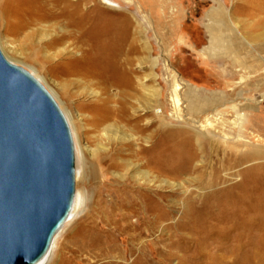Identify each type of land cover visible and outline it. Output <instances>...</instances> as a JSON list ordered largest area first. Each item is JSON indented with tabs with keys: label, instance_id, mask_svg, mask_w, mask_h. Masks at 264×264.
Instances as JSON below:
<instances>
[{
	"label": "rangeland",
	"instance_id": "obj_1",
	"mask_svg": "<svg viewBox=\"0 0 264 264\" xmlns=\"http://www.w3.org/2000/svg\"><path fill=\"white\" fill-rule=\"evenodd\" d=\"M218 2L224 7L215 11ZM40 3L0 0V50L51 94L73 141L71 217L54 236L45 264H262L264 0H96L86 5L99 13L96 25L118 26L131 17L141 30L148 62L140 71L153 74L147 83L162 93L163 135L150 143L151 157L160 147L163 166H176L187 154L176 153L182 136L200 140L193 163L205 166L198 173L180 179L163 175L162 236L157 228L146 227L158 208L152 196L156 187L145 193V200L133 185L121 187L114 160L96 150L97 136L79 121L78 112L90 111L91 98L80 94L68 73L74 61L54 58L53 50L46 49L52 22L28 24V18L44 14ZM209 15L214 39L206 28ZM200 171L217 177L213 188L194 180ZM172 181L180 186L172 187ZM205 196L210 197L204 201ZM145 211L152 213L150 218ZM136 232L142 233L139 241L132 238ZM142 253L148 262L138 258Z\"/></svg>",
	"mask_w": 264,
	"mask_h": 264
},
{
	"label": "bare ground",
	"instance_id": "obj_2",
	"mask_svg": "<svg viewBox=\"0 0 264 264\" xmlns=\"http://www.w3.org/2000/svg\"><path fill=\"white\" fill-rule=\"evenodd\" d=\"M94 1L96 0H40L39 10L45 11L44 14L33 15L28 18L27 22L29 21L28 24L31 21L32 23L33 21L34 23L52 22L53 34H50V38L44 42L46 49L53 50L54 58H61V61L65 59L74 61L68 73L75 77L73 81L79 87L80 94L91 98L88 103L90 111L85 110L86 114L78 112L79 121H84L91 133L95 134L100 141L96 145V150H102L105 155L109 154V157L114 160L117 168L113 169L114 172L116 171V177L122 180L121 187L129 189L133 185L141 192L142 200L146 199V192L153 186L156 187L152 196H154L158 208L153 218L150 219L151 223L148 224V222L146 227L157 228L162 236L163 225L161 223L165 216V214L163 216V175L180 179L181 175L188 172L198 173L199 167L202 169L205 166H203L204 162L201 165H199V161L193 163L199 155L194 149L195 144L199 147L200 140L197 135L196 137L182 136V140L177 143L176 153L185 151L187 154L180 159L181 162L176 166H163V152L160 147L156 146L157 153L153 151L155 158L151 157L152 145L150 143L154 138L163 135V110L162 93L157 92L155 87L147 83L153 81L155 76L150 72L140 71L145 68L144 64L148 62L147 56L144 55L148 48L145 40L139 38L142 34L138 29V23L134 21L133 24L131 17L118 26L113 24L96 25L99 13L94 12L95 8L86 6L88 2ZM223 7V4L218 2L215 11L223 10ZM115 11L110 9V13ZM105 14L109 15L108 12ZM207 19L209 24L206 28L210 33L209 37L214 39V31L210 25L212 18L209 15ZM100 29L105 32L100 34ZM102 37L104 38L102 39ZM76 53H79L78 57L75 56ZM133 66H137L138 70H135ZM155 97L158 100L156 105ZM194 105L198 106V104ZM159 109L160 112H156ZM149 116H153V118L151 119ZM153 126L155 127L151 129ZM160 144L162 145L163 142L158 143V145ZM200 172L199 179H194L199 186L209 188L218 181L213 174ZM193 178L191 177V180ZM183 180L182 182L188 181L187 179ZM171 184L174 188L180 186L175 181H172ZM210 196L212 199L214 195L210 194ZM210 196H205L204 201ZM144 203L138 204L143 206ZM147 211L143 214H145V218H150L152 213L149 214ZM69 216L71 217V214ZM69 216L67 220L70 219ZM180 227L182 228V226ZM147 228L146 230H148ZM141 234V232L137 233L132 237L133 240L138 239L139 241ZM160 239L161 237H159L158 243L161 242ZM147 243L146 240L142 241L140 250ZM53 244L54 241L49 252L37 264H45L49 260ZM262 248L261 263L264 264V244ZM158 250L160 254H163V244ZM138 258L142 260L143 253ZM144 260L148 262L149 259L146 257ZM108 264H113V261L109 260Z\"/></svg>",
	"mask_w": 264,
	"mask_h": 264
},
{
	"label": "water",
	"instance_id": "obj_3",
	"mask_svg": "<svg viewBox=\"0 0 264 264\" xmlns=\"http://www.w3.org/2000/svg\"><path fill=\"white\" fill-rule=\"evenodd\" d=\"M74 195V147L63 113L0 50V264L40 262Z\"/></svg>",
	"mask_w": 264,
	"mask_h": 264
}]
</instances>
